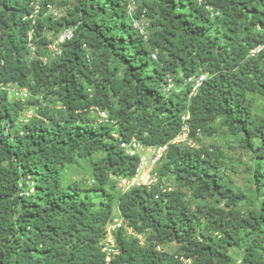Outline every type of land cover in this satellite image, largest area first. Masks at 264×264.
Wrapping results in <instances>:
<instances>
[{"label":"trees","instance_id":"trees-1","mask_svg":"<svg viewBox=\"0 0 264 264\" xmlns=\"http://www.w3.org/2000/svg\"><path fill=\"white\" fill-rule=\"evenodd\" d=\"M72 1L55 24L40 19L42 7L33 24L23 20L30 0H0V84L17 82L30 94L22 102L0 91V264H232L229 249L241 247L239 264H264V200L243 217L244 196L226 184L219 153L206 147L169 144L157 171L174 174L195 200H224L228 211L209 207L199 216L179 189L135 188L117 199L132 233L114 232L118 254L109 262L100 246L115 218L108 176H132L137 166L119 138L168 144L186 111L190 139L196 130L214 134L217 119L242 137L258 161L253 182L264 197V0H135L132 13L121 0ZM141 22L146 36L135 27ZM57 27L72 35L61 56L44 63L45 33ZM168 74L170 95L162 88ZM200 75L206 78L189 96L186 80ZM249 94L263 99L257 111ZM30 105L35 116L21 125ZM92 106L113 124L90 119ZM77 159L91 160L95 185L65 182L64 169ZM167 243L180 252L158 250Z\"/></svg>","mask_w":264,"mask_h":264},{"label":"rangeland","instance_id":"rangeland-1","mask_svg":"<svg viewBox=\"0 0 264 264\" xmlns=\"http://www.w3.org/2000/svg\"><path fill=\"white\" fill-rule=\"evenodd\" d=\"M137 1L140 6L142 0ZM72 3V0H41L40 7L44 9V12L43 16L40 19H46V17L49 16L52 19L51 22L55 24V22H57L60 17L64 16L67 10L71 8ZM48 6H50L51 9H49ZM52 11H55L57 13L58 16L56 18L53 17ZM147 22L149 21L147 20ZM66 31L67 29H65L64 27H57L55 32L54 30L46 31L45 38L50 42V45H54ZM151 31L152 28L150 29L148 27V32L151 33ZM47 55L49 56L50 53L46 51L44 56ZM88 56L89 59H91V55L88 54ZM8 99L9 101L13 100L10 96ZM29 99L30 94H27L26 101H28ZM248 99L254 106L255 111L260 109L263 105V99L256 94H249ZM33 101H38V103L44 105L41 99L37 100V98L34 97ZM55 105L57 106L58 104H54V106ZM36 109V106H28V108L24 110L21 116L20 124L22 125L25 121L29 120L31 117H34ZM89 118L97 120L95 114H89ZM211 125H213L217 129L216 132L212 135H207L206 133L201 132L196 139L191 138L193 148L206 147L210 150H217V152L219 153L220 171L224 181L235 193L244 196V199L238 203L237 209L240 211L243 217H246L248 216L250 211L259 209L262 201L264 200L262 192L257 191V188L253 182V172L256 166V162L258 161L255 158L254 151H251L243 146L241 136L230 135L229 131L221 126V122L218 119L212 122ZM253 143L256 146V142ZM181 146L183 147L184 145ZM100 157V154H96L91 159H99ZM90 161L77 159L75 164L67 166L64 169L65 182H80L85 186L95 185L96 181L93 177V166ZM157 170H160V166L157 167ZM158 177L159 179L157 185L168 190L179 189L184 195V200L199 216H204V213L209 207H212L215 210L228 211L229 209L226 207V203L224 200L217 202L214 199H206L204 201L193 199L190 189L187 187H179V182L176 181L175 175L172 173H168L167 175L163 176H160L159 174ZM106 188L115 196L113 215L115 218H118L119 211L117 199L121 192L116 188L115 177L111 175L108 176ZM108 226L109 225H107L106 227ZM202 228L203 225L199 227V229ZM147 236L148 234L145 232L138 235L137 237L142 243H145V239ZM213 239L215 242H219L220 236L214 234ZM158 250L167 253H178L180 252V245L175 243H167L160 246ZM228 254L231 257L232 264H239L243 254V248H230ZM185 263L190 264V260H185Z\"/></svg>","mask_w":264,"mask_h":264},{"label":"built area","instance_id":"built-area-1","mask_svg":"<svg viewBox=\"0 0 264 264\" xmlns=\"http://www.w3.org/2000/svg\"><path fill=\"white\" fill-rule=\"evenodd\" d=\"M122 2L127 3L129 13H132V10L135 8V0H121ZM40 2L41 0H30V7L33 9L29 16H26L24 19H32V23L34 24V18L38 16L40 12ZM51 9L50 6H48ZM52 15L56 18L58 15L55 11H52ZM135 27L139 29V32L146 36L145 32V23H135ZM28 47L31 52L35 51V47L31 42V38L28 39ZM52 56H60L61 50L57 46H51ZM260 50V47L251 51V55H254L256 52ZM206 78L205 75H200L198 77H191L186 80V83L192 85V90L189 96L193 95L197 88L200 86L202 81ZM165 82L163 83V91L166 94H171L173 89L175 88V84L171 76L167 75L165 77ZM0 91H5L8 94L13 95L15 98L20 100H25L27 97V91L24 88L18 86L17 83H11L7 85L0 84ZM88 112L91 114H95L97 117V123L112 125L113 122L110 121L107 112L97 106H92L88 109ZM189 112H185L182 117V127L176 137L171 140L168 144L159 145V146H146L141 141L131 138L129 140H122L115 133H112L114 138H119L120 148L125 152L128 157H133L137 159V166L135 169V173L132 176H119L115 177L116 188L121 193H127L135 188H146L149 189L154 185L158 184V171L157 167L161 164L163 158L166 156L168 145H184L187 147H193L190 134L191 129L189 127ZM199 130H196V135L199 136ZM161 188V187H160ZM164 191V188H161ZM105 230V234L102 238V242L100 243L101 251L105 255L106 262H109L112 257L118 254V250L116 248L114 232L120 228H124L128 234H131V229L127 228L124 224V220L122 218H114L111 222H109Z\"/></svg>","mask_w":264,"mask_h":264},{"label":"clouds","instance_id":"clouds-1","mask_svg":"<svg viewBox=\"0 0 264 264\" xmlns=\"http://www.w3.org/2000/svg\"><path fill=\"white\" fill-rule=\"evenodd\" d=\"M26 17V16H25ZM24 17V18H25ZM23 20H27V19H23ZM146 24V23H145ZM71 31L69 30V29H67V31L58 39V41H57V43L56 44H54V45H50V46H48V53H50V55L48 56V57H43L42 58V60H43V62L45 63V62H47V60L50 58V59H55V58H57V57H59V56H56V57H53L52 56V50H51V46H57L60 50H61V54H62V48H61V45H62V43L66 40V39H69L70 37H71ZM29 37L31 38V42H32V37H31V34H29V36H28V39H29ZM32 44L34 45V47H35V51L34 52H31V50H30V48H29V50H30V53L32 54V56H34L35 57V55H36V46H35V44L32 42ZM61 56V55H60ZM153 58L155 59V55H153ZM169 75V74H168ZM167 76V75H166ZM169 76H171V75H169ZM171 78L173 79V77L171 76ZM173 81H174V79H173ZM165 82V81H164ZM13 83H17V82H13ZM9 84H11V83H9ZM18 84V83H17ZM175 84V83H174ZM18 86H20L19 84H18ZM21 87V86H20ZM21 88H24V87H21ZM163 88V87H162ZM24 89H26V88H24ZM175 90V88L173 89V91ZM26 91H27V89H26ZM172 91V92H173ZM8 94V93H7ZM27 94L29 95V93H28V91H27ZM166 94V93H165ZM8 95H10V96H13V95H11V94H8ZM167 95H170V94H167ZM16 100H20V99H16ZM26 100V99H25ZM25 100H21L22 102L23 101H25ZM91 114V113H90ZM110 119V118H109ZM111 121V120H110ZM112 122V121H111Z\"/></svg>","mask_w":264,"mask_h":264}]
</instances>
